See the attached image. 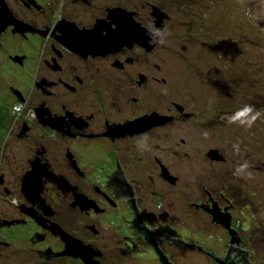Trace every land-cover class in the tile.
Wrapping results in <instances>:
<instances>
[{
    "label": "flooded vegetation",
    "instance_id": "flooded-vegetation-1",
    "mask_svg": "<svg viewBox=\"0 0 264 264\" xmlns=\"http://www.w3.org/2000/svg\"><path fill=\"white\" fill-rule=\"evenodd\" d=\"M135 6L0 0L1 256L21 252L18 231L28 229L47 263L148 256L177 264L187 205L229 237L224 255L208 253L213 264L249 261L233 224L243 178L216 170L230 152L202 131L229 122L169 97L167 50H154L162 40L153 48L132 41V21L162 39L171 16L158 5L168 17L156 21L148 0L145 10ZM55 225L72 237L68 245Z\"/></svg>",
    "mask_w": 264,
    "mask_h": 264
},
{
    "label": "rangeland",
    "instance_id": "rangeland-1",
    "mask_svg": "<svg viewBox=\"0 0 264 264\" xmlns=\"http://www.w3.org/2000/svg\"><path fill=\"white\" fill-rule=\"evenodd\" d=\"M146 1L132 0V7H144ZM148 1L171 16L154 49L167 50L169 97L214 114L217 124L229 122V129L217 125L202 131L230 152V161L216 170L230 168L232 176L243 178L244 204L233 212V224L250 263L264 264V0H180L181 9L173 0ZM154 12L156 21L167 14ZM201 170L210 168L205 164ZM200 217L186 205L184 230L177 235L203 249L184 243L175 253L177 264H212L207 251L227 252L225 231ZM29 236L28 229L18 231L14 248L21 252L0 254V264H56L39 258L36 248L44 245H32ZM153 258L123 257L118 264H159Z\"/></svg>",
    "mask_w": 264,
    "mask_h": 264
},
{
    "label": "water",
    "instance_id": "water-1",
    "mask_svg": "<svg viewBox=\"0 0 264 264\" xmlns=\"http://www.w3.org/2000/svg\"><path fill=\"white\" fill-rule=\"evenodd\" d=\"M154 9V13L158 12L159 11V8L158 7H153ZM164 14V13H163ZM165 17H168L167 14H164ZM162 18L159 19V22H161ZM132 24L134 25V22L132 21ZM138 28V29H137ZM135 29H137L135 31ZM144 31H142V29H140L139 25L137 24V26L135 28H133L132 26V41H137L138 43H146L147 46H150V48H153L156 46V44L158 43V41L161 39V36H159L158 34L156 33H152V36H147L145 35L144 33H142ZM111 40V39H110ZM110 40H106L105 43H104V46H109L111 44ZM115 41V43L117 42H120V41H123V38L122 37H116L113 39ZM148 42V43H147ZM223 181V180H222ZM217 219V217L213 216L212 218V221L215 222ZM221 221V220H220ZM221 223L228 227V223H225L223 220L221 221ZM57 228V229H56ZM52 229H54V231H56V233H60L62 235V237H64V240L66 241L67 245L70 243V240H71V236L66 233L65 231L61 230L59 226H54L52 227ZM187 245H190V246H193V245H196V244H193V243H187L185 242ZM81 244V243H80ZM198 248L200 249H203L201 248V246L199 245H196ZM71 248L74 249V255L76 256H80L83 254V251L81 249H84V247H80L79 243H74L73 245L69 246ZM81 248V249H80ZM227 248H228V245H227ZM67 247H66V250H64L63 252H61L62 254H66L68 253L67 252ZM82 251V252H81ZM243 251L245 253H247V250H244ZM211 252H214V250H211V251H207V253H211ZM248 255V253H247ZM217 261L220 262V264H237L235 261H231V262H224V261H221V259H217ZM250 262V261H249ZM167 264V263H166ZM213 264V263H212ZM251 264V263H250Z\"/></svg>",
    "mask_w": 264,
    "mask_h": 264
},
{
    "label": "trees",
    "instance_id": "trees-1",
    "mask_svg": "<svg viewBox=\"0 0 264 264\" xmlns=\"http://www.w3.org/2000/svg\"><path fill=\"white\" fill-rule=\"evenodd\" d=\"M237 263V262H236ZM237 264H239V263H237ZM245 264H250V262L249 261H245Z\"/></svg>",
    "mask_w": 264,
    "mask_h": 264
}]
</instances>
